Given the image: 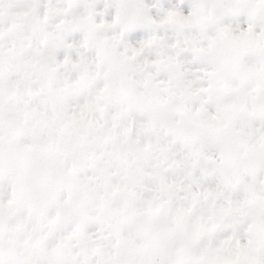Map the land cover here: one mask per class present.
<instances>
[{
    "label": "snow or ice",
    "instance_id": "6c2138e0",
    "mask_svg": "<svg viewBox=\"0 0 264 264\" xmlns=\"http://www.w3.org/2000/svg\"><path fill=\"white\" fill-rule=\"evenodd\" d=\"M0 264H264V0H0Z\"/></svg>",
    "mask_w": 264,
    "mask_h": 264
}]
</instances>
